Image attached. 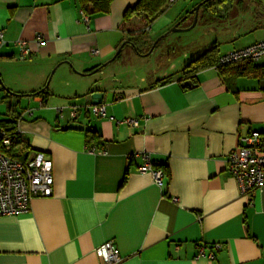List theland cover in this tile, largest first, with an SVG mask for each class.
Segmentation results:
<instances>
[{"label":"crops","instance_id":"1","mask_svg":"<svg viewBox=\"0 0 264 264\" xmlns=\"http://www.w3.org/2000/svg\"><path fill=\"white\" fill-rule=\"evenodd\" d=\"M138 1L113 0L107 14L87 15L80 0H0V96L8 104L0 122L18 130L14 152L24 160L43 153L53 177L51 197L0 217V264H103L94 251L106 242L120 264H264V186L242 196L227 170L240 139L264 138V57L204 68L194 87H181V70L213 46L219 57L264 40V0L201 7L195 27L207 37L153 72L144 62L154 49L170 52L164 35L203 0L171 7L175 0L141 36V19L122 28ZM18 42L30 50L24 61ZM95 92L101 104L92 103ZM25 98L35 107L17 111ZM92 105L104 106V116ZM88 131L97 144L88 145ZM142 153L166 169L163 187L138 173ZM214 244L221 250L213 259L196 258Z\"/></svg>","mask_w":264,"mask_h":264},{"label":"built area","instance_id":"2","mask_svg":"<svg viewBox=\"0 0 264 264\" xmlns=\"http://www.w3.org/2000/svg\"><path fill=\"white\" fill-rule=\"evenodd\" d=\"M173 4L175 0H168ZM87 21V17H84ZM42 37H36V43L40 44ZM3 44V35L0 33V45ZM18 60L24 61L30 57V50L23 42H18ZM93 55L97 50L91 51ZM264 57V40L256 42L241 49L232 50L218 57L214 68L236 65L244 62L255 63ZM42 106V102H40ZM71 109V116H76L78 107ZM63 107L56 109L62 113ZM91 114L103 117L104 106L92 105ZM27 113H30L27 112ZM127 125L137 127L133 120L123 121ZM14 133L18 134L15 128ZM12 133L7 127H0V217H17L26 214L30 210L33 198H49L52 196V163L43 153H35L31 158L20 161L10 157L13 140ZM261 139L256 134H251L240 139L236 147L227 157V170L235 178L240 195L252 197L254 193L264 186V150L260 148ZM143 164L137 169L140 174H149L158 187L165 184L166 173L164 169L154 165L152 157L142 153ZM221 250L220 244L212 245L209 252L199 248L196 258L203 257L213 259ZM103 264H120L122 258L118 250L111 242H106L94 251Z\"/></svg>","mask_w":264,"mask_h":264},{"label":"trees","instance_id":"3","mask_svg":"<svg viewBox=\"0 0 264 264\" xmlns=\"http://www.w3.org/2000/svg\"><path fill=\"white\" fill-rule=\"evenodd\" d=\"M226 0H209L207 3L204 4V6L211 7L214 5H221ZM113 2V0H80V7L81 11L84 14L87 15H94V14H107L110 10V5ZM169 7L168 0H139L134 6L127 8L123 14V20H122V28L127 24L130 20L137 18L141 19L143 22L142 28L138 30L136 33L137 36H141L144 32L145 28H148L151 26ZM119 57V54L116 56V58ZM218 59V52L217 47L213 46L210 50L202 54L201 56L197 57L194 60H191L182 70V82L190 81L193 85V77L195 73L198 71L214 66ZM251 63V62H250ZM220 69V68H219ZM264 77V76H263ZM186 88H190L189 86H186ZM45 94L46 91L40 92L37 95L42 96L45 100ZM0 127H7L9 128V131L12 133V140H13V146L12 151L10 153V157L16 160L25 161L23 158H21L19 155H17L14 150L21 147V141L18 136V134L14 133V126L9 125L8 122H0ZM88 145L91 144H97V135L93 131H88ZM264 145V138L261 139L260 148H263ZM166 173V169H164Z\"/></svg>","mask_w":264,"mask_h":264},{"label":"rangeland","instance_id":"4","mask_svg":"<svg viewBox=\"0 0 264 264\" xmlns=\"http://www.w3.org/2000/svg\"><path fill=\"white\" fill-rule=\"evenodd\" d=\"M176 3L178 5L183 6L184 0H176V2L173 5H171V7L174 6ZM187 3H190V2L187 1ZM197 5L198 4L194 5V7H192L191 9H189L188 13L192 9H194ZM178 23H179V26H180L179 28L180 29H186V28H188V27H190L192 25V23H193V16L192 17H189L187 19L180 18V20L177 22V24ZM168 37H169V40L163 41V43H170V42H172V45L170 46V52H165V53L162 54L161 52H159V50L154 49V51L152 53V56L148 60H146V62H144V64L148 68L147 71L152 70V72H153L154 70H156L158 68L161 69L162 66L164 65L166 59H167L166 56L170 57V59L173 60L172 58H175V57L174 56H170L169 53H171V52L178 53L181 50L180 51V52H182L180 54L181 56H183V54L187 55L190 52V49L191 50L193 48L195 49V43H197L199 41V39L201 41V38L202 37L204 39L207 37V33L204 30L201 29L200 25H198V26L192 28L189 31L176 32V33L169 34ZM151 50H153L152 47H150L147 50V53L152 52ZM174 55H177V54H174ZM165 57H166V59H165ZM127 64H128V62L126 61V65ZM122 70H123L122 72H128L129 71V69H127V70L126 69H122ZM133 70H135V69H133ZM131 71L132 70H130V72ZM7 105H8L7 102L1 101V96H0V116H1V114H5L7 112V110H8ZM19 106L20 107H17V109H16L17 111L19 109H30V108H33V107H35V104L34 105L31 104L30 103V100H28L27 98H25L22 101V104L19 105Z\"/></svg>","mask_w":264,"mask_h":264},{"label":"water","instance_id":"5","mask_svg":"<svg viewBox=\"0 0 264 264\" xmlns=\"http://www.w3.org/2000/svg\"><path fill=\"white\" fill-rule=\"evenodd\" d=\"M209 0H203L201 3H199L194 9H192L188 14L189 15H192L193 16V23L190 27L186 28V29H180L179 28V23L174 25L165 35L164 37L168 36L169 34H172V33H176V32H183V31H189L191 30L192 28L195 27L196 25V22H197V18H198V12H199V9L201 7L204 6L205 3H207ZM160 39H158L153 45H152V49L155 47V45L157 44V42L159 41ZM131 47H133L134 50H137L135 46H133L131 44ZM121 50V48L119 49V51ZM118 51V52H119ZM152 51V50H151ZM186 86H189L190 88H192V83L190 81H186V82H183L181 84V87L185 88ZM44 91V90H43ZM103 97H104V94L101 93V92H95V93H92L90 95V99L92 101L93 104H101L102 103V100H103Z\"/></svg>","mask_w":264,"mask_h":264}]
</instances>
